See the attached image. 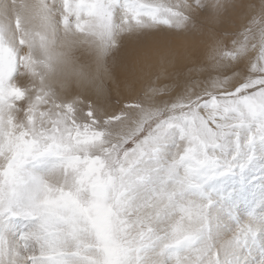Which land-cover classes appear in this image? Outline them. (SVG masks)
I'll list each match as a JSON object with an SVG mask.
<instances>
[{"label":"snow or ice","instance_id":"6c2138e0","mask_svg":"<svg viewBox=\"0 0 264 264\" xmlns=\"http://www.w3.org/2000/svg\"><path fill=\"white\" fill-rule=\"evenodd\" d=\"M0 264H264V0H0Z\"/></svg>","mask_w":264,"mask_h":264}]
</instances>
